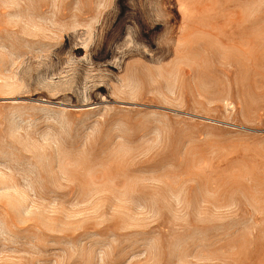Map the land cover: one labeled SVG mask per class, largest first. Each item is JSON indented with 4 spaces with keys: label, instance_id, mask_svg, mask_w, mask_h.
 I'll return each mask as SVG.
<instances>
[{
    "label": "rangeland",
    "instance_id": "obj_1",
    "mask_svg": "<svg viewBox=\"0 0 264 264\" xmlns=\"http://www.w3.org/2000/svg\"><path fill=\"white\" fill-rule=\"evenodd\" d=\"M0 264H264V0H0Z\"/></svg>",
    "mask_w": 264,
    "mask_h": 264
}]
</instances>
